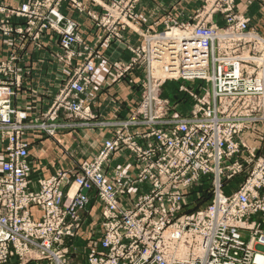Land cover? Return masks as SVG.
<instances>
[{"label":"built area","instance_id":"2783aa9c","mask_svg":"<svg viewBox=\"0 0 264 264\" xmlns=\"http://www.w3.org/2000/svg\"><path fill=\"white\" fill-rule=\"evenodd\" d=\"M51 6V0H44L23 6L16 15L45 29L56 27L63 18ZM245 26L241 20L240 30ZM62 42L69 49L75 40L64 37ZM153 43L156 50L146 54V61L159 57L162 62L167 54L169 74L179 71L189 80L208 75L215 105L223 108L224 114L206 111L207 99L196 101L193 97V109L181 118L150 92L156 86L143 85L146 92L135 111L126 120L110 124L117 130L115 135L102 143L90 161L35 182L31 180L26 131L40 130L52 136L56 127L49 124L56 123L60 114L92 120L94 116L81 96L92 84L94 63L80 66L48 118L32 125L25 124V113L11 108L14 95L10 86L0 81V154L4 155L0 164V264L12 259L14 264H72L64 244L80 230L88 204L82 190L93 191L102 206L100 239L86 246L85 264H264L260 229L264 197L254 198L242 188L223 195L217 183L211 204L190 214H185L184 208L185 195L200 174L214 172L220 180L222 168L231 172L228 178L239 172V164L227 166L224 160L239 152L234 138L244 123L264 122V52L237 56L230 50L234 39L204 27L187 31L183 38L163 36ZM262 44L264 47V41ZM181 51L179 70L175 59ZM143 63L141 57V66ZM13 69L0 64V75ZM244 71L252 78H245ZM124 74L116 67L114 80ZM227 108L230 111L226 112ZM233 112L239 123L229 122H235L236 128L220 133L227 115L234 117ZM207 124H211L210 131L205 130ZM121 150L135 155L139 163L137 179L132 182L106 176L107 166ZM135 184L147 189L126 207L122 199ZM32 209L39 212L36 219ZM196 218L203 219V229L194 233ZM244 234L247 242L242 239Z\"/></svg>","mask_w":264,"mask_h":264},{"label":"rangeland","instance_id":"374dc122","mask_svg":"<svg viewBox=\"0 0 264 264\" xmlns=\"http://www.w3.org/2000/svg\"><path fill=\"white\" fill-rule=\"evenodd\" d=\"M42 1L44 0H29L14 9H10L0 4V34L4 38H13L10 52L5 59L0 61V64L3 67H10L12 65L15 68V70L13 69V72H6V74H1L0 81L2 83H5L8 87L10 86L13 95H16L15 87L17 86V84H21L22 79V76L19 73L17 67L20 64L24 65L23 62L26 61V53L34 49H49L48 44H44V42H42V39L45 37V35H51L56 38L57 48L54 50L56 52L54 54V61L56 62V64H59L65 69L67 68V70H69V73L61 78L60 89L53 98L50 106L43 114L40 115L38 119L35 118L30 121V117L26 114V112L14 109L11 102V108L15 112L25 113L27 118L25 124L29 125H32L36 122L39 123L43 119L48 118L62 92L65 90L68 82L74 78L75 73L80 66H84L88 62H92L94 63L95 70V62L101 59V52L99 48L102 44L109 45L110 43L112 44L115 42H123L124 33L127 30H132L131 26L136 22L135 8L138 3V0H110L109 2H105L102 5L94 2L99 8V11H95L88 8L85 3L80 0H51V7H53L56 13L60 17H62L63 20L58 22V25L56 27H47L46 29L42 28L40 23L32 25L29 24L28 21L24 18L16 15V13L19 12L23 6L41 3ZM63 6L67 11L77 12L78 14L85 15L90 20H92V27L97 32L94 45H88L83 37L79 24L72 18L67 17L63 14V12L61 11V8ZM49 18L53 22H56L55 16L51 15L49 16ZM241 20L246 22L244 30H240L239 27ZM250 22L251 19L248 14L244 11L238 10L236 0H204L203 6L200 8V10H197L195 12V15L192 18V22L179 24L174 23L169 27L167 26L163 31H147L142 33L140 38L141 40L138 46H127V51L130 55L129 60L127 62H114L110 65L108 82L112 84L118 83L124 80V78L130 72L138 73V76H140V78H138L137 80V85L140 87L138 94L139 101L143 99L144 93L146 92V90L143 89V85H147L150 87L156 86L150 92H155L157 98L162 101H166L170 112H172L173 114L176 113L181 118L185 119L187 116H189V112H191V110L193 109V105L195 104V100L193 99V97L196 98V101L206 98L207 100L205 110L212 111L218 116L219 114L222 115L224 114L222 113L223 108H219L217 105H215V101L213 98V84L211 80L207 79L209 78L208 75L205 78H197L194 80L183 79L179 71L175 74H169L167 72V54L163 55L162 62L161 59L160 61H158L159 57H155L156 60H149V62H147L146 54L156 50L157 45H155L156 43H153V40L155 38H160L163 36H175L183 38L187 31L192 30L196 27H204L214 30L217 34H227L229 35L230 40L234 39L235 43H232L233 45L230 47V50L231 52L234 51L237 56L242 55L245 57H250L252 56V52L256 53L257 56H260L264 52V47L262 44V41H264V28H253L250 26ZM70 24L73 25L71 26V29L68 30L67 27ZM64 37H71L73 38V40H75L74 43L72 42L70 44L69 49L64 48L62 42L64 40ZM181 53L182 51L178 52L175 59L179 70L181 67L179 63V60L181 61L182 58ZM141 57L144 60L142 66ZM116 67H119L122 71H125L124 76L120 80H114ZM128 67L130 69L126 70ZM209 72H211V69ZM243 76L245 78H252L246 73V71H244ZM87 91L81 96L84 105L86 98L85 95ZM227 111H230V109L227 108L226 112ZM233 115L234 117H231V115H227V123H224V129L219 130L220 133L224 132L227 134L232 127L236 128L235 122H229L236 121L237 123H239L234 112ZM62 120L74 121L75 123L73 122L74 124L72 125L80 124L79 126H81V128L90 127L89 124L91 121L81 120L66 114H60L56 123L53 122L49 124L53 125V127H56L52 136H47L40 130L35 131L39 132L41 135L51 138L54 137L58 133V130H60L61 128H66L68 126L75 127L70 124L67 126V124L62 123ZM58 124H60L62 127H59ZM217 125H215V127ZM109 126V129L111 128V135L109 136L110 138L115 135V132L117 130L115 131L114 126ZM207 126L208 127L205 128V130L210 131L209 127L211 126V124H207ZM204 127H206V124L204 125ZM30 132V130H27L25 135H28ZM135 141L140 142L141 140L135 139ZM234 141L238 143L239 152L227 158V161L226 159L224 161L228 162L227 166H230L234 163L240 165V170L237 175L228 178L227 176H229L231 172L223 171V168L222 174L220 175V180L216 175H214V172H210V175L208 176H202V174H200L198 176V181L195 182V184H197L192 186L185 195V214L199 212L200 210H203V207L211 204L215 192L214 188L216 189L217 183H219V191L223 195H230L231 193H234L242 188L254 198L256 196L260 198L264 197V122L244 123L242 126V130H240V133L236 135ZM125 151L129 152L128 150ZM130 155L135 161L136 174L132 176V178L129 179L128 182H132L137 179L140 168L135 155H133L132 153H130ZM212 165L213 164L211 163V166ZM257 173H261V176H255V174ZM108 179L122 181V179H119L117 177ZM143 186L145 185L135 184L131 187L132 198H136L143 191ZM177 221L180 222L181 220ZM202 223L203 219H194V233L200 229H203ZM261 226V232L262 234H264V225L261 224ZM73 238L67 240H71ZM242 239L244 242H247V234H244ZM64 247L68 252V255H66V257L72 260V264H85V258L83 257L87 253L86 246L83 251L85 253L83 254V257L76 255L77 248L75 246ZM74 256L78 257L74 259ZM15 262L16 260L12 259L8 264H14ZM41 264L46 263L42 262Z\"/></svg>","mask_w":264,"mask_h":264},{"label":"crops","instance_id":"0c3cea01","mask_svg":"<svg viewBox=\"0 0 264 264\" xmlns=\"http://www.w3.org/2000/svg\"><path fill=\"white\" fill-rule=\"evenodd\" d=\"M29 0H0V4L14 9ZM95 11L99 8L94 3L103 4L110 0H80ZM238 10L244 11L251 19L250 26L264 28V0H236ZM204 0H138L135 8L136 22L132 30L124 33L123 42L102 44L99 48L101 59L95 62L92 84L86 93L85 105L90 108L94 118L88 128L66 120L62 123L70 124L61 128L51 138L41 135L35 130L26 135L29 144L28 154L32 166L31 180L48 178L58 171L77 168L82 162L91 160L111 135L109 125L129 118L139 104L138 73L130 72L124 80L109 83L110 65L114 62H127L130 55L127 46H138L141 34L144 32L163 31L174 23H189L197 10L203 6ZM61 11L67 17L75 20L81 27V32L88 45H94L96 30L92 20L77 12L67 11L63 6ZM13 38H4L0 34V61L5 59L12 47ZM42 42L47 43L48 50H30L26 53L24 65L17 69L22 76L21 84L15 90L12 106L16 110L26 112L30 121L39 118L50 106L61 85V78L69 73L67 68L56 64L54 50L57 48L56 38L45 35ZM74 122V123H73ZM102 124V125H101ZM104 124V126H103ZM86 128V129H85ZM1 149V147H0ZM0 154V164L3 160ZM108 178L117 177L129 180L136 174L135 161L127 151H119L112 158L106 168ZM143 186L142 190H146ZM88 204L82 214V223L77 236L66 240L64 246H75L76 255L82 256L85 246L100 239L102 206L93 191L86 193ZM131 191L122 199L126 207L131 205ZM34 218L39 216L37 210L32 209ZM82 254V255H80ZM78 256H74L76 259ZM85 258V256L83 257Z\"/></svg>","mask_w":264,"mask_h":264},{"label":"water","instance_id":"95a60500","mask_svg":"<svg viewBox=\"0 0 264 264\" xmlns=\"http://www.w3.org/2000/svg\"><path fill=\"white\" fill-rule=\"evenodd\" d=\"M81 193H82V194H86V191H85V190H82Z\"/></svg>","mask_w":264,"mask_h":264}]
</instances>
